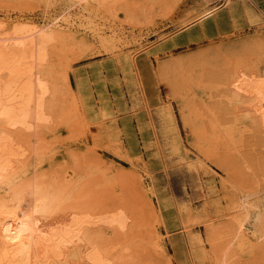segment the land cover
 <instances>
[{
    "label": "rangeland",
    "instance_id": "374dc122",
    "mask_svg": "<svg viewBox=\"0 0 264 264\" xmlns=\"http://www.w3.org/2000/svg\"><path fill=\"white\" fill-rule=\"evenodd\" d=\"M136 1L144 8L131 15L0 1L2 19L44 24L67 8L85 26L120 34L106 47L82 26L86 33L50 43L54 120L21 140L19 151H29L16 165L63 180L68 208L125 210L129 231L108 228L102 239L120 264H216L235 214L223 185L231 176L192 137L188 119L193 104L208 102L210 82L264 59V0ZM256 190L263 204L264 180ZM239 249L232 264H264V253Z\"/></svg>",
    "mask_w": 264,
    "mask_h": 264
},
{
    "label": "bare ground",
    "instance_id": "6f19581e",
    "mask_svg": "<svg viewBox=\"0 0 264 264\" xmlns=\"http://www.w3.org/2000/svg\"><path fill=\"white\" fill-rule=\"evenodd\" d=\"M50 1L67 8L81 4L88 14L121 10L131 15L144 8L135 0H8L14 4ZM67 8L44 24L0 18V264H120L105 250L102 239L108 228L121 235L130 228L125 210L94 213L68 208V186L63 180L35 168L28 173L24 162L19 168L16 165L29 151H19L21 140L43 135L54 120L55 107L49 98L57 89L50 43L72 32L86 33L85 28L100 45L107 47L119 40L116 31L104 32L88 22L85 26L84 19L70 16ZM213 11L205 9L199 19ZM226 77L210 82L208 102L193 104L188 119L192 137L231 176L230 184L223 185L233 193L235 214L221 236L223 246L216 264H232L237 248L247 247L253 255L264 253V203L256 190L264 180V59ZM222 153H226V165L219 160Z\"/></svg>",
    "mask_w": 264,
    "mask_h": 264
}]
</instances>
